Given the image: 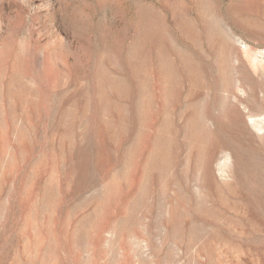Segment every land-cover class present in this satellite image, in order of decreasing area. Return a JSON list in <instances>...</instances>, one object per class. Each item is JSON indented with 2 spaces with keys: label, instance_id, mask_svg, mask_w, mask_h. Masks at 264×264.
Masks as SVG:
<instances>
[{
  "label": "rangeland",
  "instance_id": "rangeland-1",
  "mask_svg": "<svg viewBox=\"0 0 264 264\" xmlns=\"http://www.w3.org/2000/svg\"><path fill=\"white\" fill-rule=\"evenodd\" d=\"M104 1L107 0H0V264H264L263 228L245 226L240 230L255 235L230 241L171 240V228L162 223L168 217L170 204L161 195V185L142 183L138 189L132 187L117 212L113 210V199L125 191V179L134 171L133 162L125 179L115 183L93 172V163L101 158L93 153L91 140L83 147L68 149L64 126L70 121L76 142L83 130L92 136L96 128L91 119L95 100L93 63L91 72H87L89 79L78 81L80 86L91 89L85 99L89 101L85 122L77 118L78 110L69 104L78 83L61 79L57 63L45 61L47 54L61 51L60 45H76L69 14L76 15L79 32L89 34L92 42L102 34L107 43L115 44L125 33L124 45L129 47L135 2L159 9L167 26L181 18L184 11L192 16L195 9L192 0H126L122 15L120 12L115 16L109 7H102ZM207 2L203 8L210 9L212 2L221 14L230 8L238 10L234 5L245 11L236 14L239 18L235 20L218 19L210 32L223 33L228 43L238 67L232 73L236 94L232 101L249 133L258 137L260 133L244 109L245 89L237 86L247 88L249 80H253L261 88L257 95H264V0ZM206 20L214 21L209 15ZM104 26L107 27L101 28ZM177 48L183 49L179 45ZM252 55L257 64L253 65ZM149 80L154 96L163 93L165 87L163 98L169 103L171 83L165 84L157 75H151ZM60 109L69 115L60 116ZM115 166L109 171L111 176L121 169V165ZM215 167V178L221 180ZM161 183L167 186L166 198L171 199L170 181L164 178ZM111 209L112 219L97 234L93 225L99 224ZM82 222L85 228H80ZM192 229L194 233L199 230Z\"/></svg>",
  "mask_w": 264,
  "mask_h": 264
},
{
  "label": "bare ground",
  "instance_id": "bare-ground-1",
  "mask_svg": "<svg viewBox=\"0 0 264 264\" xmlns=\"http://www.w3.org/2000/svg\"><path fill=\"white\" fill-rule=\"evenodd\" d=\"M124 1L107 0L102 7H109L118 16ZM192 1L195 3L193 15L188 16L189 11H184L181 18L173 19L171 26H167L159 9L135 2L129 47L124 45L125 33L115 44L107 43L102 34L92 42L89 34L79 32L76 15L69 14L76 45H60L61 51L47 54L45 61L57 63L61 79L69 78L77 83L89 79L87 72L94 65L95 100L91 119L95 131L88 136L87 130H83L80 141L76 142L71 121L64 129L68 149L84 146V142L91 140L93 153L101 158L93 163V172L98 175L120 182L131 171L133 162V174L125 179V191L113 199V210H120L132 187L138 189L142 183L159 184L161 195L170 204L168 217L162 223L171 228V240L211 242L249 238L255 234L240 229L245 226L264 229V95H257L261 88L256 81L249 80L247 88L237 86L245 89L244 109L253 120V128L260 133L255 137L243 124L241 112L232 101L236 96L232 73L238 67L231 58L228 43L223 33L210 32L213 26L216 28L218 19L235 20L236 14H245V11L233 4L238 10L230 8L221 14L212 2H209L210 9H206L202 5L207 0ZM169 8L172 13L173 8ZM207 15L214 20L212 23L207 22ZM255 57L251 58L253 65ZM151 75L161 77L165 84L171 83L169 103L163 98L165 87L159 96L151 93ZM90 90L78 83L69 102L78 110L77 118L85 122L89 109V101L85 99ZM59 114L68 113L60 109ZM117 164L121 169L111 176L110 170ZM214 165L221 180L215 178ZM164 178L171 183V199L166 198L167 186L161 183ZM58 207H61L60 198ZM112 214V209L107 210L99 224L93 225L97 234L105 230ZM79 226L85 228V223ZM195 227L199 229L197 233L191 231Z\"/></svg>",
  "mask_w": 264,
  "mask_h": 264
}]
</instances>
